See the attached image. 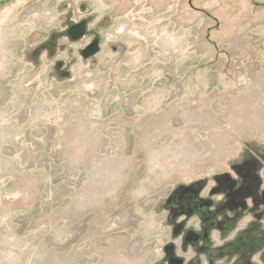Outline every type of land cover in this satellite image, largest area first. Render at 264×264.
<instances>
[{
	"label": "rangeland",
	"instance_id": "obj_1",
	"mask_svg": "<svg viewBox=\"0 0 264 264\" xmlns=\"http://www.w3.org/2000/svg\"><path fill=\"white\" fill-rule=\"evenodd\" d=\"M0 72V264H160L200 180L264 222V0H0Z\"/></svg>",
	"mask_w": 264,
	"mask_h": 264
},
{
	"label": "flooded vegetation",
	"instance_id": "obj_2",
	"mask_svg": "<svg viewBox=\"0 0 264 264\" xmlns=\"http://www.w3.org/2000/svg\"><path fill=\"white\" fill-rule=\"evenodd\" d=\"M85 23L69 26L68 37L75 40L84 36ZM94 42L101 48L99 40L94 38L83 48L82 56ZM43 48L53 51L48 47ZM59 66L60 73L66 75L69 64L64 66L60 62ZM239 184L232 181L230 185L208 189L207 182L200 180L181 185L167 196L165 208L168 211L170 235L164 245L165 256L160 264H230V261L232 264H252L251 261L257 263L263 260L264 229L259 225L264 222L260 220L258 226L250 228L236 225L243 214L234 211L241 206L247 207L244 199L235 197L240 190ZM252 186L253 183L249 188ZM221 194H224L222 198H217ZM262 201L258 199L254 210L249 211L257 213ZM230 210L234 214L231 215Z\"/></svg>",
	"mask_w": 264,
	"mask_h": 264
},
{
	"label": "crops",
	"instance_id": "obj_3",
	"mask_svg": "<svg viewBox=\"0 0 264 264\" xmlns=\"http://www.w3.org/2000/svg\"><path fill=\"white\" fill-rule=\"evenodd\" d=\"M3 73L0 72V103L2 102V98H4V96L7 94V90L8 87H7V82H6V79H4L5 76L2 75ZM9 79H15V74L12 72L8 75Z\"/></svg>",
	"mask_w": 264,
	"mask_h": 264
},
{
	"label": "water",
	"instance_id": "obj_4",
	"mask_svg": "<svg viewBox=\"0 0 264 264\" xmlns=\"http://www.w3.org/2000/svg\"><path fill=\"white\" fill-rule=\"evenodd\" d=\"M100 51L98 43L94 42L87 50H85L83 56L89 58L96 55Z\"/></svg>",
	"mask_w": 264,
	"mask_h": 264
}]
</instances>
